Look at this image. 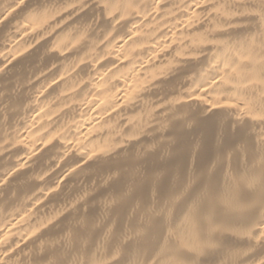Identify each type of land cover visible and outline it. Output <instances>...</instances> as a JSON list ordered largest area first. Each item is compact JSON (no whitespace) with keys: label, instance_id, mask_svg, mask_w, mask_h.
<instances>
[{"label":"bare ground","instance_id":"obj_1","mask_svg":"<svg viewBox=\"0 0 264 264\" xmlns=\"http://www.w3.org/2000/svg\"><path fill=\"white\" fill-rule=\"evenodd\" d=\"M0 264H264V0H0Z\"/></svg>","mask_w":264,"mask_h":264}]
</instances>
